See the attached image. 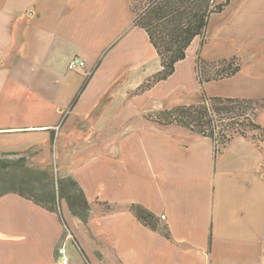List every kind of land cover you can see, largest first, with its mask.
<instances>
[{
  "label": "crops",
  "instance_id": "0c3cea01",
  "mask_svg": "<svg viewBox=\"0 0 264 264\" xmlns=\"http://www.w3.org/2000/svg\"><path fill=\"white\" fill-rule=\"evenodd\" d=\"M246 2L240 33L253 71L246 92L229 97L257 99L264 0ZM74 57L85 61L78 79L68 68ZM160 68L131 0H0V156L35 151L39 162L54 136L56 168L91 206L84 222L61 199L65 224L29 198L1 196L0 264H60L62 246L69 264H264V140L236 135L217 152L210 137L146 118L170 78L139 87ZM73 113L81 120L67 138ZM133 204L154 213L157 227Z\"/></svg>",
  "mask_w": 264,
  "mask_h": 264
},
{
  "label": "trees",
  "instance_id": "16d2710c",
  "mask_svg": "<svg viewBox=\"0 0 264 264\" xmlns=\"http://www.w3.org/2000/svg\"><path fill=\"white\" fill-rule=\"evenodd\" d=\"M144 1H148L147 8L140 17L135 15V22L148 32L160 57L161 68L140 85V91L144 92L170 78L176 72L177 64L187 58L188 49L194 40L201 38L195 60L196 79L202 90L200 100L162 110L157 121L162 124L175 123L212 138L217 152L237 134L249 137V132L257 130L261 134L259 139L264 140V125L256 121L258 107L264 108V97L256 99L209 95L204 88L205 83L232 78L242 69L236 56L218 62H208L201 56V47L207 42L206 33L212 15L223 12L232 0L218 3L215 0ZM212 67L215 69L211 72ZM88 80L89 77L82 90ZM15 154L20 153L7 152L0 156V197L17 193L58 212L66 224L60 208V201L65 198L73 214L87 222L91 206L84 189L72 175L54 178L47 169L39 171L28 167L25 155L16 161L8 158ZM14 167L29 171L18 175L12 171ZM132 209L143 223L157 227L156 215L146 207L133 204Z\"/></svg>",
  "mask_w": 264,
  "mask_h": 264
},
{
  "label": "rangeland",
  "instance_id": "374dc122",
  "mask_svg": "<svg viewBox=\"0 0 264 264\" xmlns=\"http://www.w3.org/2000/svg\"><path fill=\"white\" fill-rule=\"evenodd\" d=\"M135 15L140 17L147 8L148 1L144 0H131ZM224 0H215V2H222ZM246 0H232V2L221 13H215L212 15L206 33L207 42L201 47V56L208 62H218L223 59L229 60L236 56L241 59L243 69L241 73L234 78H227L223 80H212L205 83L204 88L209 95H222V96H238L246 92L245 88L249 83L247 74L253 71L251 67V56L247 54V39L244 34H241L242 28L245 26V18L250 12L246 4ZM244 30V29H243ZM243 32V31H242ZM200 37L196 38L195 45L188 54V59L180 64V72L178 75L170 78L166 82H162L154 90L159 99L152 103L150 107L152 110L147 114H144L146 118L157 120L159 112L162 109L169 108L180 104H192L198 102L202 96L201 87L196 79L195 74V60L197 57V50L200 47ZM217 67V66H216ZM215 68L212 67L211 72ZM249 70V71H248ZM74 73L71 77L78 79L82 71L80 69L73 70ZM248 71V72H247ZM264 71V65L257 70V72ZM159 83V82H158ZM250 84V83H249ZM156 85V84H155ZM154 85V86H155ZM83 84L79 89L75 97L69 101V107L66 113H70L73 109L74 101L78 99L81 94ZM264 95V93H261ZM260 95V94H258ZM67 117V115H65ZM50 120L58 118L57 115L48 116ZM92 119V117H89ZM81 117L75 113L72 114L68 122L66 123V137L69 138L70 126L80 123ZM256 121L264 125V108L258 107V115ZM73 134V133H71ZM76 136L84 138V133H74ZM88 134V133H86ZM105 134V133H104ZM109 135V133H106ZM112 134V133H111ZM240 135V134H237ZM261 136L260 131L249 132V137L253 139H259ZM50 141L43 147L45 150L39 157L37 162L34 156L35 151L29 153H20L15 155H9L8 158L18 160L21 156H26V163L28 167H32L36 170H49L54 178L62 176L61 172L65 173V170L57 169L55 166V160L53 158L54 148ZM221 146V144H219ZM223 148V147H222ZM53 151V152H52ZM47 161L50 162L47 164ZM12 171L18 175L25 174L29 171L26 168H12ZM67 251V250H66ZM70 263V258H69Z\"/></svg>",
  "mask_w": 264,
  "mask_h": 264
},
{
  "label": "built area",
  "instance_id": "2783aa9c",
  "mask_svg": "<svg viewBox=\"0 0 264 264\" xmlns=\"http://www.w3.org/2000/svg\"><path fill=\"white\" fill-rule=\"evenodd\" d=\"M85 65V61L80 57L72 58L68 63V68L70 70H77L82 68ZM162 218H165V215H162ZM60 253V264H69V257L67 256V251L64 246L59 249Z\"/></svg>",
  "mask_w": 264,
  "mask_h": 264
},
{
  "label": "bare ground",
  "instance_id": "6f19581e",
  "mask_svg": "<svg viewBox=\"0 0 264 264\" xmlns=\"http://www.w3.org/2000/svg\"><path fill=\"white\" fill-rule=\"evenodd\" d=\"M192 47H193V46H192ZM192 47H191V48H192Z\"/></svg>",
  "mask_w": 264,
  "mask_h": 264
}]
</instances>
